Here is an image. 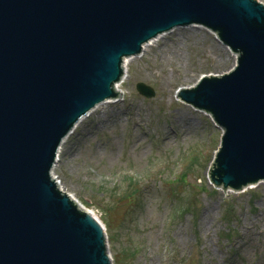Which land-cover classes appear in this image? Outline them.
I'll return each mask as SVG.
<instances>
[{
    "label": "water",
    "instance_id": "95a60500",
    "mask_svg": "<svg viewBox=\"0 0 264 264\" xmlns=\"http://www.w3.org/2000/svg\"><path fill=\"white\" fill-rule=\"evenodd\" d=\"M202 25L237 55L177 97L222 128L214 185L264 181V4L258 0H0V264H112L101 223L52 175L64 138L115 90L124 60ZM139 93L155 90L143 82Z\"/></svg>",
    "mask_w": 264,
    "mask_h": 264
},
{
    "label": "rangeland",
    "instance_id": "374dc122",
    "mask_svg": "<svg viewBox=\"0 0 264 264\" xmlns=\"http://www.w3.org/2000/svg\"><path fill=\"white\" fill-rule=\"evenodd\" d=\"M133 57L121 97L98 104L62 143L55 179L103 223L112 264H264V181L214 185L223 130L176 96L203 74L227 72L237 55L192 25Z\"/></svg>",
    "mask_w": 264,
    "mask_h": 264
},
{
    "label": "bare ground",
    "instance_id": "6f19581e",
    "mask_svg": "<svg viewBox=\"0 0 264 264\" xmlns=\"http://www.w3.org/2000/svg\"><path fill=\"white\" fill-rule=\"evenodd\" d=\"M163 36H165V34H162V35H160V36H158V37H156V38H154V39H152V40H150L149 42H147L146 44H144V46H143V49H142V51H141V53L139 54V55H137L136 57H139V56H141L146 50H147V48L149 47V46H152L153 44H154V42H157L160 38H162ZM225 48H227L228 50H229V47L228 46H225V45H223ZM135 57H130V58H126L125 60H124V76L122 77V79H121V81H119L117 84H116V86H115V90L117 91V92H119V88H120V86H121V82L123 81V79L125 78V74H126V72H127V65H128V63L131 61V60H133ZM114 101H116V98H114V99H109V100H107V101H105L106 103L107 102H114ZM95 108V107H94ZM92 110V109H91ZM92 111H90V112H88L89 114L91 113ZM86 114V116H88L89 114ZM85 117V116H84ZM84 118H81L77 123H76V125H75V127L70 131V133L65 137V139H64V141L71 135V134H73L74 133V131L76 130V128L78 127V125L82 122V120H83ZM64 141H63V143H64ZM57 185H58V187L60 188V189H62V191H64V188L61 186V184H60V182H58L57 181ZM259 185V184H258ZM249 187H253L252 185H249ZM91 213V212H90Z\"/></svg>",
    "mask_w": 264,
    "mask_h": 264
}]
</instances>
